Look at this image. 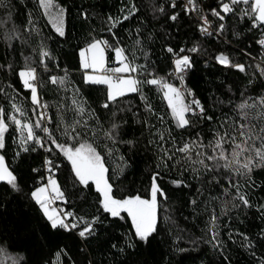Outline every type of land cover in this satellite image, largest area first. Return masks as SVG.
Instances as JSON below:
<instances>
[{
  "label": "trees",
  "instance_id": "1",
  "mask_svg": "<svg viewBox=\"0 0 264 264\" xmlns=\"http://www.w3.org/2000/svg\"><path fill=\"white\" fill-rule=\"evenodd\" d=\"M185 1L53 0L56 11L64 10L60 36L39 0H0V109L6 116L37 123L38 107L18 75L31 67L36 70L38 97L50 113L47 133L34 128L44 146L29 141L24 145L28 151L21 149V132L8 121L6 147L0 155L16 176L19 191L0 181L3 264H264V167H254L246 175L224 168L209 172L193 161L203 158L197 152L211 155V148L194 147L191 160L177 151L193 141L207 145L219 132L228 134L224 147L230 153L231 136L239 142L240 124L254 126L257 132L264 127V105L259 103L264 75L257 67L264 68V49L258 43L264 27H253V15L246 14L251 13V3L196 0L193 13L185 10ZM222 3L233 9L221 12L223 20L212 15ZM173 15L176 20L170 18ZM203 15L216 28L223 24V31L202 34ZM109 17L120 22L112 27ZM96 40L108 42L107 66L114 65V49L119 47L128 61L142 66L131 73L133 77L157 78L175 87L173 58L189 56L191 67L181 75L204 112L186 113L190 124L177 127L162 88L148 84L105 108L107 86L86 83L78 59V51ZM192 48L197 51H189ZM41 51L49 53L43 64ZM220 55L232 65H244L245 71L220 64ZM51 77L64 82L54 84ZM14 104L22 115L14 111ZM242 104L253 107L242 109ZM113 124L118 125L115 132ZM53 140L68 147L91 144L104 162L115 199L136 195L151 199L156 176L165 196L158 195L157 230L147 242L135 237L127 213L112 217L104 212L95 184L79 183ZM46 159L52 162L51 172ZM46 171L64 193L58 213H72L66 223L78 227L52 229L32 199ZM89 224L92 233L80 237L79 231Z\"/></svg>",
  "mask_w": 264,
  "mask_h": 264
},
{
  "label": "snow or ice",
  "instance_id": "2",
  "mask_svg": "<svg viewBox=\"0 0 264 264\" xmlns=\"http://www.w3.org/2000/svg\"><path fill=\"white\" fill-rule=\"evenodd\" d=\"M241 0H231L233 5L240 3ZM243 3L249 4L250 0H242ZM40 6L46 10V13L51 15L50 9L53 8V0H39ZM175 7V3H173ZM186 11H195L196 0H187V5L185 6ZM135 7L133 6L132 13H134ZM233 11L232 7L228 3H222L220 11L212 9V15L219 17L221 20L224 19L223 13H229ZM130 13V15L132 14ZM253 15V27L257 26V23L264 25V0H252L251 2V13H246ZM64 10L58 9L56 14L52 16V24L56 33L60 36L64 35ZM172 20H176V16L173 15L170 17ZM124 19H128V16H125ZM109 20L112 21V18L109 17ZM204 24L208 23L206 17H202ZM120 21H112V27H115ZM224 29V25H220L221 32ZM111 30V29H110ZM201 32L205 34L208 33L206 27H201ZM261 46H264V39L258 41ZM107 41L96 40L93 41L87 49L81 50L80 63L82 69H92L93 73H102V74H85V82L91 84H102L107 86V99L108 103H105L103 106L107 108L109 103L115 102L121 97H124L128 93H135L141 91L142 84L148 85H158L162 88L164 98L168 102V107L171 110L173 118L177 122V127L184 128L190 124L189 119L186 118V113L192 112L195 114V109H199L201 113L204 112L203 107L200 105L198 100L193 99L191 105H194L193 108L191 105L186 104L183 98V94L173 87L171 84L166 83L165 81L157 78L145 79L143 81L138 80L137 78L130 75L138 71V68L142 66L134 65L132 62L128 61V58L124 55V50L117 47L114 49L117 62L119 67L105 69V57H104V48L108 47ZM169 52H172L173 49L169 48ZM184 49H181L183 52ZM191 52L197 51L196 48L189 49ZM49 55L46 51H41V63H44V57ZM217 60L220 64L225 66L235 67L241 72L245 71V66L241 64L232 65L228 57L220 55L217 57ZM175 73L183 79L182 73L185 72L188 68L191 67L190 57L187 55L178 57L174 60ZM261 75H264V68L257 66ZM129 74L125 76L124 74ZM23 86L25 89L31 91V101L32 104L39 107L40 101L38 99L37 85L33 83L37 80L36 70L31 67H26L24 70H21L18 73ZM151 75V74H149ZM52 83H63V78L59 80L56 77L50 78ZM191 95V92L188 93ZM141 98L144 99L143 95ZM259 103L264 105V97L260 98ZM15 112L23 114L22 109L17 105L12 106ZM242 109L245 107H253L252 105L242 104L240 106ZM80 112H83L84 109L81 107ZM115 115V114H114ZM264 115V113H262ZM45 117L40 116L39 120L35 125H32L28 122H22L15 115L5 114L4 109H0V149L6 147L5 143V133L8 131V121L16 125V128L21 132L22 138L20 141L21 149L23 151H28L29 149L24 147L29 141H34L35 144L43 147V142L35 134L34 128H40L42 131L47 133L49 130L47 127H43L39 122ZM211 120V117H207ZM244 119H247V113L244 114ZM118 128V125H112V131ZM26 131L27 135H23ZM73 131L75 129L73 128ZM228 134L216 133L215 139L210 141L207 145H204L198 141H193L191 143H186L183 147L177 149V151L184 153L185 157L191 160V151L192 149L198 148H211L212 154L207 155L206 153L200 151L197 152L198 156L203 157L198 161H193V163H199L209 172L215 171L220 168L226 170H234L236 174L246 175L251 173L254 167H264V127H262L258 132L255 130L254 126L248 124H240L239 126V142H237L236 136H231V152L228 153L224 145L229 143V140L226 139ZM75 137H73L74 139ZM110 139H114L113 135H109ZM259 142V146H257ZM53 144H56V141H52ZM128 143H132L129 141ZM56 147L64 155V157L70 162L72 172L74 173L75 178L79 181L81 185L88 186L89 182L95 184L96 191L100 193L101 207L104 212L109 213L112 217H120L121 213H127V216L131 219L132 226L135 230V237L140 241L147 242L149 237L153 235L157 230V208H158V195L165 196V193L158 187L156 183V176H153L152 185H151V199H144L139 195L126 197L124 199H115L112 195V186L109 184L108 179L105 176L107 169L104 166V162L101 159V156L98 154L96 149L88 143H80L79 146L68 147L60 144H56ZM34 150V149H32ZM51 151V149H48ZM211 161V165L205 161ZM45 164L49 166V171L51 172L52 162L47 160ZM195 170V169H194ZM0 181L6 182L11 188L15 191H19L17 184V178L11 172L5 164V157L0 155ZM173 183L179 184L181 182L174 181ZM32 199L39 206L44 217L47 221L50 222L52 229L63 228L65 230H70V228L78 227L77 224L73 223L69 225L66 223V220L72 213H63L60 214L56 209L51 208L50 205L54 200H64V193L60 190L57 181L53 176L48 177V184L41 186L31 193ZM240 201L244 206H248V201L244 196H239ZM215 219V218H213ZM95 221H93L94 223ZM92 233V225L89 224L83 230L79 231V236L86 238L87 235ZM215 233H213V239H215ZM215 246V245H214ZM2 251V250H0ZM0 264H3L0 261Z\"/></svg>",
  "mask_w": 264,
  "mask_h": 264
},
{
  "label": "built area",
  "instance_id": "3",
  "mask_svg": "<svg viewBox=\"0 0 264 264\" xmlns=\"http://www.w3.org/2000/svg\"><path fill=\"white\" fill-rule=\"evenodd\" d=\"M183 4L186 6L187 2L185 1ZM230 7H231V5H230ZM196 8H197V6H196ZM196 11L197 10L191 11V12L195 13ZM202 17L207 18V20H208L207 24H204ZM202 17H201L200 29L203 26V27L207 28L208 33L213 34V35H219L220 29L216 28L214 26L212 20L207 15H203ZM252 23H253V20H252ZM258 25L263 26V25L257 23V26ZM259 29H261V28H259ZM200 32H201V30H200ZM202 34H205V33H202ZM261 36H262L261 39H264V28H263V32H262ZM263 49H264V46H263ZM174 60L175 59L173 58V62H174ZM105 69H111V67L106 66ZM171 76L178 79L177 90H179L183 94V98H184L185 103L191 105V102L193 100V94L192 93H191V95L188 94L191 91L185 86L183 79L181 80L180 77L175 73V68H174L173 72L171 73ZM38 99H39V97H38ZM39 101H40V106L38 107V110H37V118L39 120L40 116L43 115L45 118L43 120H40L39 122L42 124L43 127L48 128V123L50 121V113L48 111L46 104L44 102H42L40 99H39ZM191 106L193 108H195L194 105H191ZM196 112H197V110L195 109V113ZM190 113L193 114L192 112H190ZM50 175L53 176V174H51L50 172H48V171L45 172V174L43 176V180H42L43 184H45V185L48 184V177ZM53 178H54V176H53ZM51 206H53L57 212H61L63 209L62 200H54L53 203L51 204Z\"/></svg>",
  "mask_w": 264,
  "mask_h": 264
},
{
  "label": "rangeland",
  "instance_id": "4",
  "mask_svg": "<svg viewBox=\"0 0 264 264\" xmlns=\"http://www.w3.org/2000/svg\"><path fill=\"white\" fill-rule=\"evenodd\" d=\"M50 11V13H51V15H50V19H52V16H54L55 14H56V10L54 9V6H53V8L52 9H50L49 10ZM90 45V44H89ZM88 45V46H89ZM88 46H86L85 48H82V49H80L79 51H78V59H79V66H80V68L82 69V67H81V63H80V55H79V53H80V51L81 50H84V49H87L88 48ZM104 57H105V64H104V68L107 66V61H106V51H105V48H104ZM120 65H119V63L117 62V58H116V55H115V51H114V65L113 66H111V68H115V67H119ZM83 71H84V78H85V74L86 73H88V74H102V73H93V70L92 69H87V70H85V69H83ZM125 76H127V75H129V74H124ZM131 75V74H130ZM173 86V85H172ZM173 87H175V86H173ZM176 89H177V87H175ZM45 184H41V185H39L38 187H36L35 189H37V188H39V187H41V186H44ZM34 189V190H35ZM50 207L51 208H54L53 206H51L50 205ZM55 209V208H54Z\"/></svg>",
  "mask_w": 264,
  "mask_h": 264
},
{
  "label": "water",
  "instance_id": "5",
  "mask_svg": "<svg viewBox=\"0 0 264 264\" xmlns=\"http://www.w3.org/2000/svg\"><path fill=\"white\" fill-rule=\"evenodd\" d=\"M242 1V0H241ZM252 2V0H250V3ZM264 26V25H263ZM6 164V163H5ZM6 166H7V164H6ZM8 167V166H7ZM9 169V168H8Z\"/></svg>",
  "mask_w": 264,
  "mask_h": 264
}]
</instances>
